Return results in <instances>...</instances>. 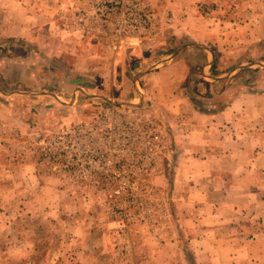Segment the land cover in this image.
Instances as JSON below:
<instances>
[{
	"label": "rangeland",
	"instance_id": "rangeland-1",
	"mask_svg": "<svg viewBox=\"0 0 264 264\" xmlns=\"http://www.w3.org/2000/svg\"><path fill=\"white\" fill-rule=\"evenodd\" d=\"M47 3L106 56L144 46L152 66L174 54L176 20L194 17L214 35L213 75L244 86L248 67L264 94V0H42L38 8ZM32 89L0 78V264H264V150L222 166L216 150L176 152L149 101L125 106L79 91L54 109Z\"/></svg>",
	"mask_w": 264,
	"mask_h": 264
},
{
	"label": "crops",
	"instance_id": "crops-1",
	"mask_svg": "<svg viewBox=\"0 0 264 264\" xmlns=\"http://www.w3.org/2000/svg\"><path fill=\"white\" fill-rule=\"evenodd\" d=\"M39 1L0 0V78L4 85L32 87V95L51 98L52 104L54 100V109L64 104L63 97L76 98L79 91L125 106L137 101L145 106L149 101L164 132L175 135L176 152L182 147L216 150L224 157L222 166L240 164L248 157L254 160L258 150H264V94H258V71L244 68V81L248 77L252 81L234 88L229 79L214 76L215 53L209 40L214 35L200 31L196 18L176 20L174 54L152 66L153 56L144 46H120L106 56L104 48L83 31L73 33L65 28L64 20L58 19L48 3L47 8H38ZM40 86L51 90L37 91ZM0 95L2 110L6 96L1 91ZM21 96L16 93L13 98ZM181 153L175 155L178 165Z\"/></svg>",
	"mask_w": 264,
	"mask_h": 264
},
{
	"label": "built area",
	"instance_id": "built-area-1",
	"mask_svg": "<svg viewBox=\"0 0 264 264\" xmlns=\"http://www.w3.org/2000/svg\"><path fill=\"white\" fill-rule=\"evenodd\" d=\"M147 21H148V18H145V19L143 20L144 23H146ZM129 28H131V26L128 25V24H125V26H121V27H120L121 30L129 29ZM131 32H132V30H129V31H128V33H131Z\"/></svg>",
	"mask_w": 264,
	"mask_h": 264
}]
</instances>
